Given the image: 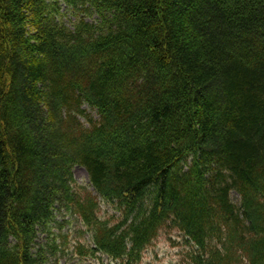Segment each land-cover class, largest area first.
I'll list each match as a JSON object with an SVG mask.
<instances>
[{"label":"trees","instance_id":"16d2710c","mask_svg":"<svg viewBox=\"0 0 264 264\" xmlns=\"http://www.w3.org/2000/svg\"><path fill=\"white\" fill-rule=\"evenodd\" d=\"M164 229L176 264H264V0H0V264Z\"/></svg>","mask_w":264,"mask_h":264},{"label":"rangeland","instance_id":"374dc122","mask_svg":"<svg viewBox=\"0 0 264 264\" xmlns=\"http://www.w3.org/2000/svg\"><path fill=\"white\" fill-rule=\"evenodd\" d=\"M68 17L65 18V21H68ZM87 113H90L91 116L97 117L93 111L87 109ZM82 120H84L82 118ZM72 177L73 179L79 183L80 185H88V175L84 168L80 166H74L72 168ZM102 215H105L107 212H110V209L105 206L102 209ZM213 216H211V223ZM214 224V223H213ZM215 225V224H214ZM71 226H74L72 223ZM167 235L170 237L167 238ZM178 234L174 230L164 229L161 231L158 239L156 238L153 243L144 250L141 255V261L138 264H176L179 261L180 257L185 254V252H190L189 248H187L181 240H175V236ZM161 236V237H160ZM181 241V246H180ZM172 243L175 246H172ZM104 261V259H103ZM105 262V261H104ZM62 263V262H61ZM63 264V263H62ZM67 264H78L75 260L71 259ZM106 264V263H104Z\"/></svg>","mask_w":264,"mask_h":264}]
</instances>
